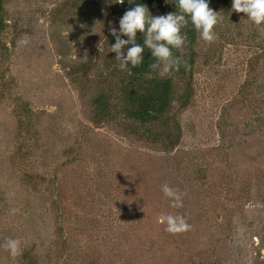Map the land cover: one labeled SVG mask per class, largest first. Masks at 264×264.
<instances>
[{"label":"rangeland","instance_id":"rangeland-1","mask_svg":"<svg viewBox=\"0 0 264 264\" xmlns=\"http://www.w3.org/2000/svg\"><path fill=\"white\" fill-rule=\"evenodd\" d=\"M232 4L209 6L216 40L198 33L194 74L176 77L192 96L173 107L182 139L168 149L91 118V97L123 72L110 29L129 3L4 0L0 264H264V25ZM168 214L191 230L165 231Z\"/></svg>","mask_w":264,"mask_h":264},{"label":"trees","instance_id":"trees-1","mask_svg":"<svg viewBox=\"0 0 264 264\" xmlns=\"http://www.w3.org/2000/svg\"><path fill=\"white\" fill-rule=\"evenodd\" d=\"M130 8L143 4L155 14L167 15L178 12L177 0H124ZM230 0H207L209 6L226 4ZM4 0H0V32L5 28L6 22L2 17ZM188 19L187 26L181 29V34L186 37L184 51L181 54L175 48L171 51L174 56L180 57L184 63L179 71L173 70L169 74L161 75V69L149 67L157 63L150 50L145 47L144 61L133 68L131 64L123 70L118 82H109L106 86L98 88L90 99L91 118L96 124H120L129 129L133 135L152 144H163L166 148H176L182 139V128L172 115L173 107L181 100L182 107H186L191 99V89L180 97L176 94V77L191 76L194 74L195 53L194 44L198 32ZM143 33L137 32V43L143 46ZM185 63L189 66L185 68ZM162 67V65H161ZM191 80L188 86L191 87ZM192 88V87H191ZM174 121V122H173ZM30 179H33L30 177ZM58 217L65 216L67 201L58 198L53 204ZM61 233L63 228L61 227ZM65 241V240H64ZM63 244L65 245V242Z\"/></svg>","mask_w":264,"mask_h":264},{"label":"clouds","instance_id":"clouds-1","mask_svg":"<svg viewBox=\"0 0 264 264\" xmlns=\"http://www.w3.org/2000/svg\"><path fill=\"white\" fill-rule=\"evenodd\" d=\"M167 2L170 0H166ZM118 3L123 4L124 0H118ZM176 4L178 12L162 16H152L146 5H137L124 13L120 19L119 32L115 27L110 29L111 34L116 38V43L111 46V52L116 53L115 59L120 70H126L129 64L133 68L141 65L147 47L157 61L150 64V68L153 70L160 68L161 75L169 74L173 70L179 71L184 62L180 57L174 56L171 49L175 48L183 54L186 37L181 34V29L188 24L186 16L191 18V23L203 41L211 44L216 40L214 28L222 18L218 12L209 7L207 0H177ZM232 11L247 14V20L257 26L264 25V0H233ZM242 21H244L243 17ZM138 31L145 37L143 46L137 43ZM122 36L128 39H122ZM18 43L27 44L28 41L23 39ZM188 67L185 63V68ZM162 191L172 200L173 208L183 207L180 195L167 184L162 186ZM160 222L166 223L165 231L173 235L188 232L192 227L183 215H162ZM20 246L21 241L12 238L6 239L3 245L13 258L20 253Z\"/></svg>","mask_w":264,"mask_h":264}]
</instances>
